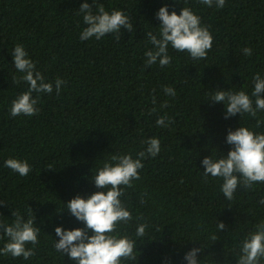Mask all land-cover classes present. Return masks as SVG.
Instances as JSON below:
<instances>
[{
    "label": "trees",
    "instance_id": "1",
    "mask_svg": "<svg viewBox=\"0 0 264 264\" xmlns=\"http://www.w3.org/2000/svg\"><path fill=\"white\" fill-rule=\"evenodd\" d=\"M84 2L93 0H0V221L11 223L15 210L27 219L31 207L41 228L34 257L0 255V264H76L54 247L56 227H85L66 204L101 191L92 179L103 163L114 154L135 158L150 137L161 140V152L144 160L141 179L121 197L134 217L122 232L138 241L137 261L122 264H187L184 255L194 247L203 248L200 264H237L240 241L264 222L258 203L264 183L238 188L228 201L222 180L203 179L201 161L227 155L233 147L226 143L229 129L264 132V125L255 128L264 112L225 119L223 102L207 100L205 93L219 88L250 95L255 73L264 78V0H226L223 9L199 0H97L107 11L131 17L134 30L122 28L119 43L112 34L80 39L86 25L77 11ZM164 5L178 15L191 7L209 26L214 39L206 60L194 61L170 45L169 66L145 67L144 52L152 47L145 35L158 33L156 13ZM16 44L25 47L46 82H67L58 95L55 86L53 93H41L40 112L32 117L9 112L28 87L13 81L20 75L12 56ZM245 47L253 49L250 57L243 55ZM165 85L174 87V98L164 94ZM164 101L168 107L161 108ZM153 107L157 111L149 116ZM165 113L173 122L160 128L156 119ZM9 158L27 160L32 171L27 177L12 172L4 166ZM141 222L150 225L142 243L135 236ZM219 222L225 228L218 231ZM6 239L0 232V247Z\"/></svg>",
    "mask_w": 264,
    "mask_h": 264
},
{
    "label": "clouds",
    "instance_id": "2",
    "mask_svg": "<svg viewBox=\"0 0 264 264\" xmlns=\"http://www.w3.org/2000/svg\"><path fill=\"white\" fill-rule=\"evenodd\" d=\"M202 5L209 8L223 9L226 0H199ZM77 14H82L83 23L86 27L80 33L82 41L95 38L97 40L107 34L115 36L117 43L121 40V29L133 32V23L123 10L107 11L103 4L93 0L90 5L87 2L81 4ZM160 21L158 33L149 31L146 33L151 48L144 52L145 67L150 68L159 64L161 68L169 66L172 57L169 55V46L176 52H186L194 61L206 60L213 46V35L209 26L202 24L191 7H184L178 15L175 10L169 13L168 6H162L156 13ZM244 56H251L253 49H242ZM14 68L20 75L13 77L16 84H27V90L22 91L12 101L9 112L12 117L35 116L40 112L37 107L40 94H51L54 91L58 95L62 87L67 83L62 78H56L54 82H46L45 76L37 70L36 62L29 58V53L22 44H16L12 51ZM254 88L249 95L244 90L233 91L217 88L212 92H206L207 100L225 105V119L234 117L238 113L240 117L249 115L257 118L258 113L264 112V78L259 72L253 76ZM163 92L166 96L175 97L174 87L165 85ZM36 94L35 96L33 94ZM156 104L155 97L152 98ZM161 108L168 107V102L161 103ZM157 109H149L151 116ZM172 118L166 113L156 119V125L167 128L172 123ZM264 125V118H257L255 128ZM143 150L135 154H114L103 163L97 174L92 179L97 189L87 199L77 195L70 200L67 210L76 220L83 222L84 228L65 230L62 226L55 228V234L59 240L55 242L56 251L67 254L69 259L76 264H122L123 261H137V240L130 238L122 232L121 226H126L134 220L127 205L121 197L129 188L134 187V181L141 179L140 171L144 168V160L155 158L161 152V140L150 137L144 142ZM226 143L233 147L226 156L214 158L213 155L205 157L201 163L204 171L203 179L209 177L222 180L220 191L228 201L234 199L238 188L245 190L254 189L257 183H264V132H256L249 127L240 126L235 131L229 129ZM4 166L21 177H27L32 171V166L27 160L9 158ZM147 193L140 197V203L144 204ZM264 205V197L259 201ZM29 207L27 219L19 210L12 211L11 223L0 221V232L6 237L3 247H0V255L13 258L22 257L28 260L36 255L39 244L41 228L34 224L35 215ZM147 223H139L136 227L135 236H146ZM217 230H223L225 224H216ZM91 232V235L89 234ZM218 239L217 234L211 236V240ZM31 245V247H29ZM203 248H192L184 255L187 264H200L198 253ZM264 260V222L255 225V230L247 234L240 241V254L237 264H261Z\"/></svg>",
    "mask_w": 264,
    "mask_h": 264
}]
</instances>
